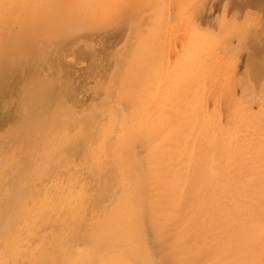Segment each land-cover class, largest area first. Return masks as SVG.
I'll return each mask as SVG.
<instances>
[{"label":"rangeland","instance_id":"374dc122","mask_svg":"<svg viewBox=\"0 0 264 264\" xmlns=\"http://www.w3.org/2000/svg\"><path fill=\"white\" fill-rule=\"evenodd\" d=\"M14 1H19V2L21 1L22 2V0H1L0 1V4H1L0 7L3 8L4 10H8V11L10 10V12L13 11L12 10L13 7L15 9H20V11H23L24 14H27V16L24 17L25 21L33 18V15L31 13L32 7H30V5L27 7H25V6L23 7L21 2H20V4H19V2L17 4ZM49 1L50 0H47L45 3H50L53 0H51L50 2ZM63 1H66V0H63ZM67 1L69 3L67 4L64 2V5L67 4L64 8H66V10L72 9L71 10L72 13L67 10L66 12H67L68 16L67 15H65V16L68 18L67 20H70L71 24L76 25V26L85 24L88 26L91 23V21H89V23L87 22L88 24L86 23V21L89 19V20H93V22L96 21L95 24L94 23L91 24V27L96 28V26H97L98 28H96V29L98 31L108 32V31H110L111 28L120 27L121 26L120 24H123V22H124V24L129 22L131 20V18L135 15V12L138 9H140L141 5L146 0L144 2H142L143 0L142 1L139 0L138 4H136L137 0H135L136 3H135V1L133 2V0H132V2L130 0H127V1L118 0L120 4H122L121 1L123 2V4H122L123 6H121L120 4L117 5V6H119L118 9H117V7H115V3H118V1L114 2V0L111 2L110 1L107 2L108 0L107 1L105 0L106 3L104 2V0H98V1H96V0H86V1L84 0L83 1L82 0V2L80 0L79 4H81L80 6H82L81 7L82 10L79 8L80 7L79 4H77L79 7L76 5L74 6L75 3L73 4V6L77 10L79 9V11L76 10L78 12V13L77 12L76 13L79 16H76V13L73 12V11H75V8L74 9L71 8V7H73L70 4L71 0L70 1L67 0ZM73 1L76 2V0H72L71 3ZM78 1L79 0H77V2ZM87 1L90 3L92 1V4H94L93 3L94 1L98 2V3L94 4L93 5L94 7L92 6L94 8L93 9V8L89 7V5L91 6L92 4H90V3L88 4ZM99 1H103V3L99 2ZM173 1L175 4L173 3ZM36 2H37V4H42L43 6L46 5L43 3L44 0H37ZM83 2H84V4H82ZM127 2H129V3L127 4ZM13 3H14V5H13ZM124 3L128 7L125 6ZM167 4H168V6H167ZM68 5H70V6H68ZM85 5H88V6H85ZM134 5L136 7H139V8H136ZM169 6H170V8H169ZM45 7L48 9L47 11L45 10ZM45 7H44V9H42L40 7V11H39L40 15L34 16V18H33L34 20L31 19V21H34L35 23L40 24V22L46 20L49 16L48 12H50L49 11L50 9L47 6H45ZM85 7H86V9H85ZM87 7H89L88 9H90V11L89 10L87 11ZM122 7L125 10V11L123 10L124 13H122V11H121L123 9ZM120 8H122V9H120ZM41 9L45 10L47 13L44 15V12L42 11L43 12L42 13ZM119 9H120V11H118ZM80 11L81 12L84 11V12L81 13ZM120 12H121V14H120ZM39 13H37V14H39ZM73 13L75 16L72 15ZM84 13H85L86 17L90 14L89 15L90 17L88 16L87 17L88 19L87 18L85 19ZM112 13H116L114 15H117V13H118V17L120 20L117 18V16H116V18L119 20V24L117 23L119 26H116L117 24H116V22H114L116 18L114 19V21L112 20L113 24L114 25L116 24L115 26L113 24H111L112 22L109 23L108 21H106L108 16ZM163 13L166 15H164ZM80 14H82V15L80 16ZM122 14H124V17L120 16ZM156 14H157L158 19H157V22L154 26V29L156 30L157 38L145 40L144 42H142L140 44V46H136L134 43V40H131V38H128L127 40L129 42V45H127L123 48V49H126L124 51V53H121L122 49H120L121 47H118V45H117L116 49H114L115 48L114 47L113 49H105V50H103L102 48L97 46L95 48V52L93 53L94 58H95V62L97 64H93L94 67H92V64H91V67H89V62L88 61L86 62V66H88V67H85L86 70L93 68L94 71L99 70L100 74L102 75V73L104 71L108 70V65H103V63L101 62L102 61L101 58L105 57L106 55L112 54L114 56V59H115V70L113 71V73H111V77L109 80L101 79V81H98L97 91L101 90V97L96 98V100L92 104V106L88 110H86L83 113V115L79 116V120L82 121V123H80V125L78 127H75L69 131V134H70L72 141L76 142L77 148L79 147L80 149L78 148V149H75L74 151H70L68 153H67V151H65L67 153L66 155L61 154V153H65L64 151H62L63 150L62 148H60V149L57 148L56 150L54 148H52L49 150L50 154H55L56 157L61 156L60 161H65L66 163H67V161H69V164H70V166L68 168L69 174L66 175L69 178L65 179L64 182L63 181L57 182V184L53 185V187H52V193L57 192L59 190L57 188L60 186H63V185L65 188V191L62 190L59 193H57L56 198H52V200L49 202L47 200H45L43 203L44 205H42V207H39V206L31 207L30 206L27 208H23L22 211L19 209L17 214L13 213L15 210H11V209L7 210L6 213H8V211L11 210L9 214L12 217L17 218L16 216L19 215L18 217H20V218L16 219V221L18 220L17 224H15V226L11 230L8 229V230L0 233V264H25L27 261H30L31 259H33V254H35L37 252H41L39 254V257L43 263H40V264H65V262H64L65 257H67L69 251H74L75 249H80V250L84 249L85 251H88V250L92 249L94 246L91 245V243H92L91 239L94 240L93 243H96L99 241H104L107 243H111V242L114 243L113 241L118 240L119 236H121V234H120L121 232L123 235L125 234L124 235V237H125L127 234L126 231H127V229H129V227L128 226H127L128 228L126 226L124 227V225H126L128 223V221H130L131 218L133 217V216H130V215H132V214H130L131 210L134 211V217L133 218L136 220H133V218H132V220L135 222L133 223V221L131 220L129 222L130 227L133 226V224L136 225L137 220H139V216H140V221H141V219H142L141 216L143 217V215L145 213H143L141 215H139V214L141 212H145L147 210V209L142 210V208H146V206H148V210H147V214H145L143 217V219L145 218V220L142 219V222H144L143 224L146 226V227H144V229H147L149 227L147 229L148 231L144 230L143 226L142 227L140 226L143 230L140 232L141 233V235H140L139 231L136 230L137 236L139 233V237L145 236L146 239H145V237L144 238L140 237V238H136V239H138L142 242L145 239L144 245L147 244L146 247H148V245H149V247H151L150 250H151L152 254L150 251H149L150 255L148 256V254H147L149 247H148L147 251L144 250V252H143V249H144L143 243L144 242L139 247L137 245L138 241L136 239L135 240L132 239V241H134L133 243L131 242V239H130V241L128 243H131V249L126 250L127 252L128 251L129 252H128V254L125 255L126 257H124L128 260V263L132 261L129 264H133L134 262H137L136 264H139L141 261L142 262L140 264H143V260H142L143 258H141L140 259L141 261H139L138 256L140 254H141L140 257H142V256L143 257L144 256L149 257L146 260L144 258V262L149 260L151 262L155 261V264L156 263L173 264V261H175L176 258L179 259V253L176 254V252H174V250H173V249H175L174 247H176V250H179V248L181 249L182 254L180 253V258H183V259L185 258V259H188L189 261H190V259L188 258V256L190 258L192 257V255H193V258L195 255H196V257L206 256L208 254V251H209L206 249L207 242H209L208 240L211 239L210 237H213L212 235H214V233L217 234L220 230H222L220 232L224 231L225 228L223 227V225L221 226V224L223 222L225 223L227 221L225 223L227 225L229 217H230V219H232V218L236 219V221L239 219L241 220L240 222H238V226L235 224L236 226L234 225L233 228L234 227L237 228L236 230H238V232H241L242 234H243L242 231H244V230H246V233H248L249 229H250V225H251V228H253V227H255L253 225H255L257 223L262 225L261 228L260 227L259 228L262 229V232L264 231V0H170V1L160 0V3L156 9ZM168 14L171 15L169 19L167 18V17H169ZM161 15L163 17L165 16L164 20L167 19L166 24H165V21L162 19L163 17ZM50 16H51V14H50ZM71 16H73V17H71ZM113 16L110 15L109 17L112 18ZM80 17L84 18L86 21H84V20L82 21V19ZM95 18H97V20L99 19V21L95 20ZM110 18H108V19H110ZM74 19H75V24H74ZM101 19L102 20L104 19V21L108 22V24H110V26H112V27H110L109 25H107L108 26L107 27L105 25L107 23L101 21ZM37 20H38V22H37ZM79 20H80V23L78 22ZM76 21L78 23H76ZM125 21H127V22H125ZM195 23H197V24H195ZM102 24H104V25L102 26ZM158 25H159V27H158ZM163 25L165 26V28ZM3 27L5 28L6 26H4V25L0 26V28H3ZM109 27H110V29H109ZM142 27H132V30H134L135 33H137V34H144V31H146V29L150 28L149 26H147V28H146V26L144 27V25ZM101 28H104V29L102 30ZM169 28L171 29L170 32H168ZM39 30H40V28L38 27V30L36 29V31H39ZM165 30H167V31L165 32ZM122 34L124 36L126 35V33H122ZM166 34H168L169 36ZM121 35H120V37H121ZM162 37H164V39H162ZM166 37H168L170 40ZM49 39L51 40V37H49L48 39L45 38L44 40L50 41ZM166 39H168L169 42ZM177 40H178L177 45L174 46L175 48L174 47L173 48L174 49L178 48V49L174 50L172 48V50L170 51L168 48L169 44L173 43V41L175 43V41H177ZM167 42H168V44H167ZM164 46H168V47L165 48ZM156 47H157V49H156ZM167 48H168V54L170 56L171 64L174 62L175 63H174V65H172V67L169 71H167L166 73L157 77V79L154 78V80L156 79L154 82H152L153 81L152 79H148L147 78L148 76L146 77V73L150 70V68H152V65L146 69L141 70V72L138 73L137 70L141 67V64L143 63L142 60H138L134 69L129 73L130 80L132 77H134L135 80H137V83H135L136 81H133L134 78H132L133 80H131V82L129 84H127V82L122 78V75L120 74L119 69L121 68L123 59L127 55L137 53L138 55L142 54V55H146V56L150 57L153 54L160 51L159 56L165 55V57L166 56L168 57V54H166ZM64 50L65 49L63 48V49H60L59 51H54V52L45 51V53H43V54L34 55V57H39V58L40 57H49V59L54 60V62L58 63L60 61V59L63 58ZM87 54H89V53H87ZM31 57L32 56H26L24 58V60L27 61V59H31ZM88 58L90 59V56H88ZM32 59H34V58H32ZM69 69H70V72L72 71L71 73H76V71L74 69H72L71 67ZM131 74H133V76ZM143 74H144V76H143ZM177 74H179V75L177 76ZM140 76H142V77H140ZM90 77H92V76H90L89 74L87 75V73H86L85 80L82 81V79H81L82 82L80 81V83H79L81 85V87L85 84L86 85L88 84L89 86H93L91 84V82L89 81ZM139 77L141 79H143V77L148 79V82H149V84H151L152 87L150 85H148L149 87H147V84H145L144 86L146 87V89L149 88L146 91L150 90L149 91L150 93L149 92L146 93L145 87L143 86L144 82L147 80L145 78L143 80H140L141 82L143 81V83L140 85L139 84L140 82H138L139 81L138 79H140ZM167 77L170 79H168ZM192 77L199 79L201 81V82L199 81L200 84L196 85L195 83L193 84L191 81H188L189 78H191V80H192L193 79ZM165 79H167L168 82ZM186 79H188V80H186ZM185 80H186V82H185ZM161 81H162V83H161ZM159 82L161 85L159 84ZM134 83H135V86L133 85ZM176 84L179 86H177ZM139 85L141 86L140 90H139V87H140ZM133 86H134V88H132ZM170 86H173L174 88H170ZM182 86H183V88H182ZM93 87H95V86H93ZM136 87L138 88V90L140 92L145 94L144 95L141 93L142 98L140 97L141 94L139 91H138L139 92V94H138ZM135 88H136V91L134 90ZM160 88H161V91L158 90ZM163 88H164V90L162 91ZM178 89L181 92V94L178 91ZM141 90H143V91H141ZM169 90L171 92H169ZM176 90H177V92H176ZM3 91H4V88H3ZM157 92L159 94L162 92V95H159ZM136 93H137V95H136ZM167 93H170V96L172 98L170 97V99H169V96L167 98L166 96L169 95ZM171 93H172V95H171ZM156 94H157V96H156ZM164 94L166 95L165 98H164ZM143 95L144 96L150 95L148 98L149 100L146 98L147 96L144 97ZM155 96H156V98H154ZM200 96H201V100L199 98ZM2 98H4V95ZM144 98H145V101L142 103V100H144ZM68 99H70V98H68ZM71 99H73V98H71ZM130 99H131V102L129 101ZM214 99H217V101H218V103L216 104L215 107L213 105ZM119 100H121V101H119ZM154 101L156 102L157 106L154 105L155 104ZM172 101L174 104L172 103ZM168 103L171 105H169ZM198 103H200V104L196 107V110H195L196 113L194 114L195 111L191 112V107L194 104H198ZM132 104L135 106H132ZM137 104H139V105H137ZM167 105H169V107ZM173 105H176V108H178L179 110H177L176 108L173 110V107H174ZM153 106H156V107H153ZM200 106H201V109H200ZM151 107H153V108L151 109ZM109 108H111V109H109ZM167 108H168L169 112H168V110H166ZM202 108L204 110H202ZM214 108H216V110ZM135 109H138V110H135ZM140 109H141L142 114H141V112H139ZM144 109L145 110L147 109V110L145 111ZM198 109H200V110H198ZM109 110H111V111H109ZM148 110H149V112H148ZM150 110H152L156 114L163 113V114H161L162 116H158L160 118L156 119L157 121L156 120L152 121V124H154L153 122H156L154 124V126H157L156 124H160V122H162L160 125L163 126V122H164L165 118H167L166 120L168 121V119L171 117V115L180 117V116L184 115L185 112H187L186 113L187 116H192L193 114L196 115V119L194 121L195 126L191 129V132L189 134H187L186 136L191 138V139L194 138L196 144H198V145L201 144L200 143L201 141L202 142L208 141V142H210L208 144L209 148L213 147L212 151H211V149L209 151V153L212 152L210 155H212L213 158H211L212 156H209V154H208V157L205 156L204 159H202V161L200 160V164H199V160H197L198 161L197 166H199V167L196 168V172L198 174L197 175L195 174L193 177L196 180H195V182H193L194 179H192V181H189V182H192L193 185L195 186L194 195L196 192V195H195L196 199L193 201L192 200L193 195H192L191 202H190V199L185 198L184 201L182 199L181 200L182 203L181 202L180 203H181V205H183L182 206L183 208H191L193 206L192 203L196 202V205L199 204L197 206L198 209L201 208L200 206H202V204L207 203L211 207L207 217L210 216L209 217V218H211L210 222H212V223L214 222V223L212 226H210L212 224V223H210L208 228L206 227L205 229H203L204 231H207L206 235H203V236L200 235L201 237L199 236V237L194 238L190 241H187V244H179V243H181V242H179L178 243L179 247L176 246L175 243H173L174 241L171 239L172 238L171 236L168 237V235H166V236L164 235V231H165L164 225H165V223L166 224L168 223V218H170V216H172V214L171 215L169 214V212H170L169 207L170 206L164 203L165 194L160 193V192H164L163 191L164 187L166 188L168 186V188H169V186H172L173 182H169V181L170 180L173 181L172 179L175 178L172 176L168 177V175H169L168 171L169 170H167L168 169L167 167H169V169H171V168L174 169V171L176 170V171L180 172L181 167L179 168V166L182 164L181 162L184 160V158L187 162V160H189V158L186 155H183V156H177L176 155L175 148H176L177 144L174 146L173 143L167 142L165 146H160L161 148L156 149L159 147L158 145L155 147L151 146V148H150V147H147L148 145H146V146L143 145L146 143H141L140 141H138L139 138L141 137V134H139V133L141 132L140 129H142V128H143L142 133L144 132V134H145V135L144 134L142 135V136H144V138L148 134H150V135H148L149 137L147 136L148 137V138H146L147 140L149 138L151 139V138L156 137L155 135L160 134L158 132H159V128L161 131L162 126L158 125V129H157L158 132L156 130L154 131L153 126H152L153 129L152 128L150 129V127L148 126V124L150 125L151 120L149 121V119H147L148 120L147 121L146 118H149V116L147 117L145 114L151 115L150 112H152V111H150ZM170 110L173 112H171ZM108 111L112 114H110ZM133 111H135L134 115H132ZM144 112H147V113H144ZM153 112H152V116H150V119L153 118ZM205 112L207 113V116H206ZM136 113H139V114H136ZM108 114H110L111 116H109ZM156 114H154L155 115L154 117L158 118V117H156ZM135 115H139L137 117L141 116L140 120H141V122H142V119L144 120L143 124H141L140 120L137 122V124L133 123L134 120H135L134 122H136V117H134ZM142 115H145V116H142ZM166 115H168L169 118ZM131 116L134 117L133 118L134 120L131 118ZM108 117H110V118H108ZM161 117H165V118H162L163 121H161L162 120ZM202 117H205V118H202ZM155 118H153V119H155ZM170 120L173 121L172 119H170ZM131 121L133 124H136V126L138 125L137 126L138 128H136L135 125H132ZM201 122H202V126H201ZM146 123H147V125H146ZM165 124H166V121H165L164 125ZM12 125L13 124H8L9 127H12ZM197 125H198V127H197ZM144 127L145 128L147 127L148 131L144 130ZM155 129H156V127H155ZM146 132H147V135H146ZM155 132H157V134ZM137 133L139 136H137ZM169 133H172V131L169 130ZM11 134H12V132H11ZM18 134H20V133L18 132ZM136 136L139 138L137 139ZM134 138H136V139L134 140ZM79 142L82 144H79ZM135 142H136V144H135ZM138 142H140V143H138ZM168 144H169V146H173L174 149H172V147L170 148L169 146H167ZM203 144H201L200 146H202ZM42 146L43 145H41V144L38 146L37 156L40 154L39 148H41ZM119 146H120V148H119ZM203 146L208 148L206 145H203ZM191 147L193 148V146H191ZM85 148H89L87 155L85 154L84 159H81V160L78 159V157H80V155L84 152ZM131 148H133V149L135 148L134 150H136V151L134 152V150ZM162 148L165 150V152ZM81 149H84V150L80 151ZM152 149H156L159 153L156 152V150H152ZM161 149L163 150L164 153L162 151H159ZM168 149L170 150L171 153L169 151H167ZM145 150H146V152H145ZM214 150H215V152H214ZM54 152H56V153H54ZM160 152L163 153V155ZM8 153L6 154V156L8 155L9 158H10V156H12L14 154L13 151H10V153H9L10 155ZM132 153L133 154L137 153V155H134V156H136V158H138V160H140V158L141 159L144 158L143 161L145 160V158H148L147 161L150 160V162H148V163L146 160L144 161V164L142 163V165L140 167L141 169H143L141 174H140L139 167H137L138 165L136 166V164H138V162H136L135 166L133 165L134 161L132 162V160H135V158L132 156ZM155 153H157V156ZM218 153L220 154L219 156H218ZM46 154H48V151L46 152ZM59 154H61V155H59ZM68 154L70 155V158L67 156ZM152 154H154V155L152 156ZM158 154H160V155H158ZM149 156H150V158H149ZM151 157H152V161L154 160L155 163L151 161ZM159 157L161 160L159 159ZM166 157L168 158V160L170 159V163H173V165L175 167L173 165L172 166L174 168L171 166V164L169 163L168 160H167L168 163H167V161L165 162ZM171 158H174V159H171ZM179 158H180V160H179ZM206 158L208 160H206ZM156 160H158V161H156ZM162 160H164V162ZM171 160H173V161L171 162ZM175 161L177 163L178 162L181 163V164H179V163L177 164V169L179 168L180 170L175 169L176 168V162ZM127 162H128V164H127ZM145 162L148 164V166H147V164H145ZM13 163H14V160H12L11 162H9V161L4 162V160H3V162H2L0 159V176L4 175L5 172H7L8 170H11ZM130 163H131V165H130ZM151 163L154 166L151 165ZM163 163H165V164H163ZM140 164H141V162H140ZM167 164H169L171 166V168ZM149 165L153 166V168L156 167V169L154 168L155 172L161 171V169H162L160 174L161 173L163 174V172L164 173L167 172L165 174L167 176L159 175V172L154 173V175L151 176L150 173L152 174L154 172V169H153V171H151L152 167H149ZM158 165H160V167H159L160 169L158 168ZM165 165H166V167H165ZM142 166H144V167L142 168ZM135 167L137 168L136 170H135ZM215 167H221L220 169L223 170V172L219 168H217V171L220 170L221 171L220 173L222 174V176H220L219 173H217V171L213 172V173H209V172H212L215 169ZM128 168L133 170V171L129 170L131 173L134 172V173H137L138 176L141 175V178L147 177V182H150V183H146V185L148 184L147 186H148V189H150V192H149V190L146 189V185L141 184L143 182H140V184H141L140 186H143V188L139 186V183H137V181L139 179L138 176L136 177V179L132 180V178L135 176V174L133 175V177L131 176V178L130 177L126 178L130 174V173L129 174L127 173ZM34 169L35 168L29 169V171L26 173V176H29L32 173H34V171H35ZM36 169L40 170V168H36ZM126 170H127V172H126ZM171 170L169 172H172ZM200 170H202V171H200ZM206 172H208V173H206ZM199 173L201 176L199 175ZM205 173H206V175H209V177L205 176ZM215 173H216V175L218 174L217 178H216ZM126 174H128V175H126ZM155 174H158L159 176H157V175L155 176ZM210 174L212 175V178L210 177L211 176ZM149 175L151 176V178H148V177H150ZM4 178H0V180H1L0 186L2 185L1 186L2 188L0 187L1 188L0 189V196L2 195V198L0 197L1 203H3L4 200L9 199L12 195V194L9 195L8 191L6 193L4 192L5 194L3 193V191H1L5 188V185H7L6 187H9V186H11L10 184H12V183L8 182V180H9L8 178H6V177H4ZM155 178H157V181L159 180L160 182L158 181V183H157L155 181ZM166 178L167 179L170 178V179L168 181H166ZM214 178H215V180L218 179L215 181V187H216L215 189L217 190V188L219 186L220 190L218 189L217 191H214V188H210V187H213V185H214V181H213ZM163 179L165 180V182L163 181ZM142 180L143 179H141V181ZM206 180H207V184H206ZM211 180H212V182L209 183L208 181H211ZM106 181H108V182H106ZM162 181H163L164 187H163V185H161ZM197 181H198V184H197ZM216 182H217L218 186L216 185ZM3 183H4V185H3ZM123 183H124V185L122 186ZM136 183L138 185H137V187L134 188V185L136 186ZM144 183H145V181H144ZM174 183L177 185V180H175ZM155 184L158 185L159 187L156 188V186H154ZM189 184H191V183H189ZM189 184H187V185H189ZM131 185L133 187H130ZM185 186L186 185H184V188H185ZM191 186H192V184H191ZM126 187L128 188V190L131 193L129 191H127V192L125 191ZM138 187H139L138 190H140V191H141V189L143 190V192L141 191V193H144V191H145L144 189H146L147 193L145 192V196H147V197H149V199H151V201L149 200L150 202H148L149 204H145V207L141 206V210H142V211L140 210L141 212L139 211L140 206L136 207L137 205L135 204V201H134L135 199L136 200L139 199L137 202H139L140 205L142 202H143V204L145 203V201L140 199L141 197L137 198L138 195L136 196V194H138V192H139L136 189ZM208 187H209V189H208ZM225 187L227 190H225ZM248 187H249V190L246 189ZM80 188H82V189H80ZM131 188H132V190H131ZM190 188L193 189L192 187H190ZM222 188H224L223 190H225L226 195L223 194L224 191H221ZM206 189L213 191L212 196H213V193H215V192H217L219 195L221 193L222 194L220 196L218 195V197H216L217 194H215L213 197H216L217 198L216 199V198H213L210 194L207 195V193L205 191ZM5 190H6V188H5ZM8 190L10 191L11 187ZM133 190H134V192L132 194ZM234 190H235V192L233 193ZM128 192H129L130 196H128V194H127ZM157 192L162 194V196H160ZM6 194H8V195H6ZM68 194H70V196H73L72 197L73 200L72 199L70 200V198H68V196H69ZM119 194H120V196H118ZM125 194H127V195H125ZM149 194H151V198H150ZM155 194L158 198H163L164 200L158 199L155 196ZM123 196H125V199L123 198ZM134 196H136V197H134ZM209 196H211V197L209 198ZM143 197H144V194H143ZM231 197H232V199H231ZM120 198H121V202L124 200V202H122V203H124V205H125V206H123V210H125V212L121 209L122 203H120V200H118ZM128 198L130 201L128 200ZM133 198H134V200H133ZM144 198H146V197H144ZM211 199H213V200H211ZM22 200L24 201V204H25L28 200H31V197H30V195H26L24 198H22ZM125 200L126 201L128 200L129 203L131 202V200H133L134 203L133 202H131V203H132V205L135 204L134 207H132L130 205L131 203L128 204L127 203L128 201L125 203ZM140 200H142V201H140ZM155 200H157V201H155ZM55 201L57 202L56 204L54 203ZM70 201H71V203H70ZM75 201H76V203H75ZM114 202H117L118 205ZM224 202H226V203H224ZM1 203H0V206H1ZM151 203H153V204L151 205ZM160 203H161V205H159ZM157 204H158V206H155ZM185 204L188 207H186ZM223 204H225V205L223 206ZM227 204H229V206ZM181 205L179 207H181ZM220 205H221L222 209H221V207H220V209L218 208V206H220ZM234 205H236V206L234 207ZM51 206L52 207L54 206V208L55 207L56 208L52 209ZM108 206H109V208H108ZM115 206L117 208H115ZM129 206H131L132 209ZM151 206H154V207H151ZM166 206H169V207H166ZM127 207L129 209H131V210H129L130 212L128 211ZM241 207H243V208H241ZM107 208L108 209L111 208V210H106ZM137 208H139V209H137ZM44 209H48V212H43ZM73 209H74V211H73ZM115 209H116L117 213L115 212ZM118 209H119V211H118ZM120 209L123 211L124 214H126V216L128 214H130L127 216V219H129V220H126L127 223H125L126 221L123 222L125 224L124 225L122 224L123 227H121L122 229L126 230L125 232L121 228H119V229L116 228L117 226H119V224L117 225V223H119V221H124V220H121L122 218L124 219V217H122L121 215L120 216L118 215L121 213ZM137 210L139 211V213ZM150 210H152V211H150ZM159 210H161V211L163 210L162 213ZM237 210H238V212H237ZM231 211L232 212L235 211V214H234V212L232 213ZM250 211H251V213L253 212L252 214H254V215H252L250 213ZM112 212H114L111 216L112 219L115 218L118 221H114L115 219L114 220L111 219L110 214ZM126 212L127 213L129 212V213L127 214ZM123 213H122V215H124ZM131 213H133V212H131ZM245 213L247 215H248V213H250V215L252 217L250 215L247 216ZM255 213H256V215H255ZM168 214H169V216H168ZM200 214L201 213H199L198 216ZM237 215H240V217H238L239 219L236 218ZM242 215H244L245 218H243ZM135 216H137L138 219ZM246 216L248 218H246ZM55 217H56V219H55ZM70 217H71V220H73L75 222V224H76L75 227H71L72 229L71 228H69V229L62 228L60 223L62 221L70 219ZM80 217H82V218L80 219ZM160 217H162V218H160ZM60 218L62 219V221L60 220ZM212 218L214 221H212ZM241 218H243V219H241ZM250 218L253 220H251V222L248 223V221H250L249 220ZM94 219H96V220H94ZM255 219H256V221H255ZM174 220H176V218H174ZM28 221H30V222H28ZM112 221L115 223L117 222V223L114 224V223H112ZM131 222L133 223L132 225H131ZM145 222L147 223V225ZM154 222H161L162 227L159 229V228H157L156 225L153 226L155 224ZM243 222H245V223L243 224ZM27 223H28V225H27ZM53 223L54 224L58 223L57 228H56V225L53 226ZM129 223H128V225H129ZM241 223L243 224V226L241 225ZM120 225H121V222H120ZM46 226H47V228H46ZM42 227L44 229H46V231H47L46 232L47 234L45 235V237L47 238L46 242L43 241V242L39 243L37 241V244L32 245L30 243L31 237H33L36 234V232H40L39 230ZM48 227H49V229H48ZM85 227H86V230H84ZM99 227H100V229H99ZM135 227L134 228L131 227V228H133V230H135ZM244 227L245 228L247 227L248 229L247 228L245 229ZM117 229L119 231H117ZM120 230H121V232H120ZM133 230L132 229L128 230V231L132 232V233H130L131 236L133 235ZM250 230H252V229H250ZM23 231H25V232L23 233ZM136 231H134V234ZM145 231L147 232L148 236L146 235V233H145V235L143 234V232H145ZM235 231L233 230V232H235ZM201 232H203V231H201ZM44 233L45 232H43V234ZM117 233L119 236L117 235ZM210 233H212V234L210 235ZM241 233H239V234H241ZM244 233H245V231H244ZM101 234H102V236H101ZM104 234H105V236H104ZM207 234L210 236H207ZM235 234L236 235L238 234L237 231L235 232ZM116 235H117V237H116ZM155 236L157 239L155 238ZM84 237H86L85 238L86 240L84 239ZM99 237L101 238V240ZM132 237L135 238V236H132ZM95 238H98V239H95ZM103 238H106V239L103 240ZM141 238L143 240H141ZM110 239H113V240H110ZM87 240H90V241L88 242ZM122 240L123 239H120L118 242H120L122 244L123 241L124 242L126 241L125 239L123 241ZM128 240L129 239H127V241ZM147 240L150 244H148V242H146ZM170 240L173 242H171ZM127 241L125 242V246L128 245V244H126ZM135 241H137V242H135ZM136 245L140 249L143 247V249L140 250L138 247L136 248L135 247ZM199 246H201V247H199ZM182 247H184V248H182ZM210 247H213V245H210ZM165 248H167V249L169 248L168 251H165L166 250ZM169 251H172L174 254H170ZM136 252H138V253L142 252L143 254H146V255H143L142 253L138 254ZM122 253H124V252H122ZM133 253H135V255ZM43 255H46V257L43 258ZM131 255H132V257H131ZM133 256H136V257L133 258ZM80 261H83V259H81ZM121 262L123 263V260L122 261L119 260V262L117 264H119V263L122 264ZM81 263L82 262H80V264ZM145 263L148 264L147 262H145ZM123 264H125V263H123ZM149 264H151V263H149Z\"/></svg>","mask_w":264,"mask_h":264},{"label":"bare ground","instance_id":"6f19581e","mask_svg":"<svg viewBox=\"0 0 264 264\" xmlns=\"http://www.w3.org/2000/svg\"><path fill=\"white\" fill-rule=\"evenodd\" d=\"M36 1L37 0H22V2L21 1L20 2L22 3L23 7L24 6L27 7L29 5H30V7H32L31 8V10H32L31 13L33 15V18H34V16L40 15V13H39L40 7L42 9H44V7L47 6L50 9L49 10L50 12H48L49 13L48 14L49 15L48 18L46 20L40 22V24H37L34 21H31V19L34 20L33 18L28 19V20L25 21L24 20V17H26L27 14H24V12L23 11H20V9H15L13 7L12 8L13 11L10 12V10L9 11L8 10H4L3 8L0 7V26L1 25L6 26L5 28L4 27L3 28H0V159H1L2 162H3V160H4V162H7V161L11 162L12 160H14V163H13V165L11 167V170H8L7 172H5L4 175L0 176V178H4V177L8 178L9 179L8 182L12 183V184H10L11 186H9V187H6L7 185H5L6 190H5V188L3 190H1V191H3V193L4 192L6 193L8 191L9 195L10 194H12V195H11V197L9 199L4 200L3 203L0 202L1 203V206H0V233L6 231L8 229L11 230L15 226V224H17V221L18 220L16 221V219L17 218H20V217H18L19 215L16 216L17 218L12 217L9 214L11 210H15L13 213L14 214H17L18 211H19V209L22 211L23 208H27V207H30V206L31 207H35V206L42 207V205H44L43 203H44L45 200H47L49 202V201L52 200V198H56V194L57 193H59L62 190L65 191V188H64V185H63V186H60V187L57 188V189H59L57 192L52 193V187H53V185L57 184V182H60V181H63L64 182L65 179L69 178L68 176H66V175L69 174L68 173L69 172L68 171V168L70 166L69 161H67V163L65 161H60L61 156H57L56 157L55 154H50L49 153V150L52 149V148H54L55 150L57 148L58 149L62 148L63 149L62 151H64V152L67 151V153H68L70 151H74L75 149H78L79 148V147L77 148L76 142H73L72 141V139L70 137V134H69V131L71 129L75 128V127H78L80 125V123H82V121L79 120V116L83 115V113L92 106V104L95 102L96 98H100L101 97V90L100 91H97L98 81H101V79H103V80H109L110 77H111V73H113V71L115 70V59H114V56L112 54L111 55H106L105 57H102L101 58V60H102L101 62L103 63V65H108V70L104 71L102 73V75L100 74V71L99 70H95L94 71L93 68H91L89 70L88 69L86 70L85 67H88V66H86V62L87 61L89 62V67H91V64H92V67H94L93 64H97L95 62V58H94V55H93V53L95 52V48L97 46H99L103 50H105V49H113L114 47H115L114 49H116V47L118 45V47H121L120 49H122L121 50V53H124V51L126 49H123V48L125 46L129 45V42L127 40L128 38H131V40H134V43H135L136 46H140V44L142 42H144L145 40L157 38V33H156V30L154 29V26H155V24L157 22V19H158L157 14H156V9H157V6L160 3V0H146V1L145 0H143V1L141 0L142 2H144V1L145 2L143 4L141 3L142 5H141L140 9H138V10L136 8H139V7H136L135 5L138 4L139 0H137V3H136L135 0H133V2L135 1V3H136L134 6L136 7L135 9L137 10L135 12V15L131 18V20L129 19L130 20L129 22H127L128 20L125 21V22H127L126 24H124V22H123L124 25L123 24H120L121 26L118 27V28H111L110 29V27H112V26H110V24H108V22L109 23L112 22L111 24H113V21L116 18V16L119 19L118 13H117V15H114L116 13H112L114 16L112 14H110L113 17L110 18L109 17L110 15H109L108 18H110V19L107 18V20H106L108 22L104 21V19L103 20L101 19V21L107 23V24L104 23L106 26L107 25L110 26L109 27L110 31H108V32L98 31L96 29V28H98L96 26L97 24L95 25L96 28L91 27V24H93V23L95 24L96 23L95 20H97V18H95V20H94L95 22H93V20H89L87 17L90 14L86 17L85 16V13H84L85 19L86 18L88 19L87 21L84 18H81L80 17L82 19V21L84 20V21H86V23L87 22L89 23V21H91V23L89 24L90 26L89 25L87 26L84 23H83L84 25H79V26H76V25L71 24L70 23V20H67L68 18L65 16V15H67V12L66 11L68 9L66 10V8H64V7L69 3L67 0L66 1H63V0H56L55 1V0H53L54 2L53 1L50 2L51 1L50 0L49 1L50 3H45L47 0H44L43 3L46 4L45 6H43L42 4H37ZM71 1H70L71 6H73L74 3H75L74 6L75 5L78 6L77 4H79V2H80V0L78 2H77V0H76V2L73 1L72 3H71ZM96 1H98V0H96ZM106 1L104 0L105 3H106ZM109 1L111 2L113 0H108L107 2H109ZM115 1H118V0H114V2ZM122 1H121V3L123 4ZM125 1H127V0H125ZM130 1L132 2V0H130ZM168 1H170V0H168ZM14 2L18 4L19 1H14ZM20 2H19V4H20ZM64 2L67 3V4L64 5ZM81 2H82V0H81ZM99 2H102L103 3V1H99ZM89 3L90 2H88V4ZM93 3L96 4L98 2H95L94 1ZM128 3L129 2H127V4ZM173 3H174V1H173ZM82 4H84V2ZM90 4H92V1H91ZM94 4H92L91 6L89 5V7L90 8H93L94 7L93 6ZM118 4H120L119 1H118V3H115V7H117V9L119 8V6H117ZM122 4H120V5L123 6ZM13 5H14V3H13ZM80 5L81 4H79V6ZM124 5L127 6L125 3H124ZM0 6H1V4H0ZM68 6H70V5H68ZM74 6L71 7V8L74 9L75 8ZM85 6H88V5H85ZM167 6H168V4H167ZM81 7L82 6H80L79 8L82 10ZM89 7H87V11L88 10L90 11V9H88ZM122 8H120V9H122ZM169 8H170V6H169ZM42 9H41V12L43 11L44 12V15H45L47 13L46 11L48 9L46 7H45V10L46 11L45 10H42ZM85 9H86V7H85ZM120 9L118 11H120ZM71 10L69 9L68 11L71 12ZM76 10L77 9L75 8V11H73V12L76 13L77 11H79V9L77 11ZM123 10H124V8L121 10L122 13H124ZM82 12H84V11H82ZM37 13H39V14H37ZM77 13H76V16H79ZM50 14H51V16H50ZM120 14H121V12H120ZM72 15L75 16L74 13ZM81 15L82 14H80V16ZM164 15H166V14H164ZM73 16H71V17H73ZM120 16H123L124 17V14H122ZM170 16L171 15H169V17H167V18L169 19ZM117 18L115 19L114 22H116V24L117 23L119 24V20L120 19L118 20ZM164 18H165V16L162 19L164 20ZM97 21H99V19ZM164 21H165V24H166L167 19L164 20ZM37 22H38V20H37ZM78 22L80 23V20ZM78 22L76 21V23H78ZM74 24H75V19H74ZM104 24H102V26ZM118 24L116 26H119ZM195 24H197V23H195ZM143 25H144V27L146 26V28H147V26L150 27V28L146 29V31H144V34H137V33H135L134 30H132V27H142ZM38 27L40 28V30L39 31H36V29L38 30ZM158 27H159V25H158ZM164 28H165V26H164ZM101 29L103 30L104 28H101ZM167 30H165V32ZM170 30L171 29L169 28V31L168 32H170ZM122 33H126V35L124 36ZM120 35H121V37H120ZM166 35H168V34H166ZM49 37H51V40L49 39L50 41L44 40L45 38L48 39ZM166 38H168V37H166ZM162 39H164V37H162ZM168 39H166V40H168ZM169 40H168V42H169ZM168 42H167V44H168ZM177 42H178V40L175 41V43L173 41V43H170L169 44V47L168 46H164V47L165 48L168 47L169 50L171 51L172 48L177 45ZM157 47H156V49H157ZM63 48L65 49L64 52H63V58H61L58 63L57 62H54V60L49 59V57H40V58L39 57H34V55H36V54H43V53H45V51L54 52V51H59L60 49H63ZM168 48L166 50L167 51L166 54H168ZM177 49H174V50H177ZM159 52L153 54L150 57L149 56H146V55H142V54L138 55L137 53H133V54L127 55L124 59L122 58L123 61H122V65H121V68L119 69V71H120V74L122 75V78L127 82V84H129L131 82V80H133L132 78H134V77H132L131 80H130L129 73L134 69V67H135L136 63L138 62V60H142V62H143L141 64V67L137 70L138 73H140L141 70L146 69V68H148L149 66L152 65V68H150V70L146 73V77L148 76L147 77L148 79H152L153 80L152 82H154L157 79V77H159L162 74H164L167 71H169L171 69L172 65H174L175 62L171 64V60H170L169 54H168V57L167 56L165 57V55L164 56H159L160 55ZM87 53H89V54H87ZM26 56H32V57H31V59H27V61H25L24 58ZM88 56H90V59L88 58ZM32 58H34V59H32ZM70 67L72 69H74L76 71V73H71L72 71L70 72V69H69ZM86 73H87V75L89 74L90 76H92V77H90V80L89 81L95 87L89 86L88 84L87 85L85 84V85H83L81 87V85L79 84L80 81H81V79H82V81L85 80ZM131 75L133 76V74H131ZM178 75L179 74H177V76ZM143 76H144V74H143ZM140 77H142V76H140ZM144 78L145 77H143V79ZM154 78H156V79L154 80ZM143 79H141V78L138 79L139 80L138 82H140L139 83L140 85L143 83V81L141 82L140 80H143ZM148 79H146L147 81L144 80L145 82H144L143 86L145 84H147V87H149L148 85L151 86V84H149V82H148ZM168 79H170V78H168ZM165 80H167V79H165ZM186 80H188V79H186ZM186 80H185V82H186ZM133 81H136L135 83H137V80H135V78H134ZM188 81H191L193 84L195 83L196 85L197 84H200L199 83L200 80L199 79H196V78H193L192 80H191V78H189ZM167 82H168V80H167ZM135 83L133 84L134 86H135ZM161 83H162V81H161ZM159 84H160V82H159ZM134 86L132 88H134ZM173 86H170V88H174ZM177 86H179V85H177ZM3 88H4V91H3ZM136 88L134 89L135 91H136ZM140 88H141V86L139 87V90H140ZM182 88H183V86H182ZM147 89H149V88H147ZM147 89L145 87V91ZM139 90L137 88V92ZM158 90L161 91V88L158 89ZM163 90H164V88L162 89V91ZM141 91H143V90H141ZM149 91L150 90L146 91V93H148ZM178 91H179V89H178ZM139 92H138V94H139ZM169 92H171V91L169 90ZM176 92H177V90H176ZM141 93L142 92H140V94ZM142 94H144V93H142ZM142 94L140 95V97L142 96ZM165 94H164V98L166 96ZM167 94H169V95H167L166 97L168 98V96H169V99H170V97H171L170 96V93H167ZM180 94H181V92H180ZM3 95H4V98H2ZM136 95H137V93H136ZM159 95H162V92ZM171 95H172V93H171ZM146 96H144V97H146ZM149 96H147L146 98L148 99ZM156 96H157V94H156ZM156 96L154 98H156ZM201 96L199 97L200 100H201ZM68 98H70V99H68ZM71 98H73V99H71ZM119 101H121V100H119ZM129 101L131 102V99ZM144 101H145V98H144V100H142V103ZM172 103H173V101H172ZM217 103H218L217 99H214L213 100L214 107L216 106ZM133 104H132V106H135ZM199 104L200 103L194 104L191 107V112L195 111L196 110V107ZM137 105H139V104H137ZM154 105H156V102H155ZM169 105H171V104H169ZM169 105H167V106L169 107ZM156 106H153V107H156ZM173 106L172 107H173V110H174L176 108V105H173ZM153 107H151V109ZM109 109H111V108H109ZM176 109L179 110L178 108H176ZM200 109H201V106H200ZM200 109H198V110H200ZM214 109L216 110V108H214ZM135 110H138V109H135ZM166 110H168V108ZM202 110H204V109L202 108ZM109 111H111V110H109ZM150 111H152V110H150ZM134 112L135 111H133V114L132 115H134ZM139 112H141V109H140ZM148 112H149V110H148ZM152 112H150L151 115L149 113H148L149 115L145 114L147 117L149 116V118H146V120L147 119H149V121L151 120V123H150V125L148 124V126L150 127V129L153 126L154 131L155 130L157 131L158 125H160L162 122H160V124H156L157 126H154V124L156 122H153L154 124H152V121L153 120H156V119H159L160 117H158V116H162L161 114H163V113H161V114L159 113L160 114L159 115V114H156V113L153 112V118H155L154 117L155 116L154 114H156V117H158V118H155V119L152 118V119H150V116H152ZM168 112H169V110H168ZM171 112H173V111H171ZM144 113H147V112H144ZM186 113L187 112H185L184 115H182L180 117L171 115V117L173 116L172 118L171 117L169 118V116L166 115L169 118L168 121L166 120L167 118H165L166 116L165 117H161V119L162 118H165V120L163 122V126L160 125V126H162L161 127V131H160V128H159V132L157 131L160 134L159 135H155L156 137H154V138H151V139L149 138L147 140L146 138H148L149 137L148 135H150V134L147 135V132H146V135L148 137L146 136L144 138V136H142L144 134V132L142 133V129L143 128L140 129L141 132L139 133V134H141V137L140 138L137 137V136H139L138 133H137V136H136L137 139L139 138L138 141H140L141 143H146V144H143V145H145V146L148 145L147 147H150V148H151V146L152 147H155V146L158 145L159 147L156 148V149H159V148H161L160 146H165L167 142L173 143L174 146L177 144V146L175 148L176 155L177 156L186 155L189 158V160H187V162H186V160L184 158V160L181 162L182 164L178 162L179 164H181L179 166V168L181 167L180 168L181 170L178 168L180 170V172H178L176 170H175L176 171L175 172L174 169L171 168V166L173 165V163H170V159L168 160V158L166 157L165 162L168 160L169 163L171 164V166L169 164H167V165L170 166V168L172 169V170L169 169V167H167L168 169L166 168L167 170H169V171L171 170L172 171V172H169L168 171V174H169L168 177H171L172 176V177H175L176 179L173 178L172 179L173 181H171V180L169 181V182H173L172 186H169V188H168L167 185H166L167 186L166 188L164 187V185H163V181L165 182L164 179L162 181V184L160 183L164 187L163 188V191L164 192H160V191L159 192L165 194V196H164L165 197L164 198L165 199L164 203L170 206V207L169 206H166V207H169L170 208L169 211L171 213L169 212V214L170 215L172 214V216H170V218H168V223L167 224L165 223V225H164V228H165L164 235L165 236L168 235V237L171 236L172 237L171 239L174 242L171 241V240L170 241L173 242V243H175L176 246H178V243L179 242H181L179 244H187V241H190V240H192L194 238H197L200 235L201 236L206 235L207 231H204L203 229H205L206 227L208 228L209 224L212 223V222H210L211 221V218H209L210 216L207 217V215L209 214L210 208H211L207 203H204V204H202V206H200L201 207L200 208L201 210L198 209L197 206L199 204L196 205V202L195 203H192L193 206L191 208H183L182 207L183 205H181V203H182L181 200L182 199L184 201L185 198H188V199H190V202H191L192 195H193V197H192L193 199L192 200L194 201L196 199V197H195L196 192H195V195H194L195 186L193 185L192 182H189V181H192V179H194L193 182H195V180H196L193 177H194L195 174L196 175L198 174L196 172V168L199 167V166H197V163H198L197 160H199V164H200V160L202 161V159H204L205 156L208 157V154H209V156H212V155H210L212 152L209 153V151H210V149H211V151L213 149V147L209 148L208 144L210 142H208V141H204V142L201 141L200 142L201 144L204 143L203 145H206L208 147V148H206L203 145L200 146L201 144L200 145L196 144L194 138L191 139V138H189V137L186 136L187 134H189L191 132V129L195 126L194 125V121L196 119V115H194V114L196 113V111L194 112V114L192 116H187ZM110 114H112V113H110ZM110 114H108V115L111 116ZM136 114H139V113H136ZM141 114H142V112H141ZM205 114L207 116V113L206 112H205ZM145 115H142V116H145ZM137 116H139V115H135L134 116V117H136V122H134L135 121L133 119L134 117L131 116V118L134 120L133 123H136L137 124V122L141 119V116L140 117H137ZM108 118H110V117H108ZM202 118H205V117H202ZM170 119H172L173 121H171ZM143 121H144L143 119H142V122L140 120L141 124H143ZM161 121H163V119ZM165 121H166V124L164 125ZM131 123H132V121H131ZM133 123H132V125H135L136 126V124H133ZM8 124H13V125H12V127H9ZM146 125H147V123H146ZM137 126H136V128H138ZM201 126H202V122H201ZM155 127H156V129H155ZM197 127H198V125H197ZM144 130L148 131L147 130V127L146 128L144 127ZM169 130H171L172 133H169ZM11 132H12V134H11ZM18 132L20 134H18ZM157 132H155V133L157 134ZM136 138H134V140ZM140 142H138V143H140ZM40 144L43 145V146L41 148H39L40 149V154L37 156V149H38V146ZM79 144H82V143L79 142ZM135 144H136V142H135ZM169 144L167 146H169ZM191 146H193V148ZM169 147L170 148L172 147V149H174L173 146H169ZM119 148H120V146H119ZM131 149H133V148H131ZM156 149H152V150H156ZM162 149L159 150V151H162L163 152L164 149L163 150ZM83 150L84 149H81L80 151H83ZM10 151H13L14 154L12 156H10V158H9V156L7 155L8 156L7 157L6 154L8 152L10 153ZM47 151H48V154H46ZM88 151H89V148H85L84 152L80 155V157H78V159H80V160L81 159H84L85 158V154L87 155V152ZM135 151L136 150H134V152ZM167 151L170 152L169 149ZM145 152H146V150H145ZM156 152H158V151L156 150ZM164 152H165V150H164ZM214 152H215V150H214ZM54 153H56V152H54ZM67 153L65 152V153H61V154L66 155ZM163 153H161V154L163 155ZM61 154H59V155H61ZM155 154L157 156V153H155ZM134 155H137V153L136 154H133L132 153V156L135 158V160H132V162L134 161V164L133 165L135 166L136 162H138V164H136V166L138 165L137 167H139L140 174H141V172H142L143 169H141L140 167H141L142 163L144 164V161L145 160L147 161L148 158H145L144 161H143L144 158L143 159L140 158V160H141L140 161ZM153 155L154 154H152V156ZM158 155H160V154H158ZM219 155L220 154L218 153V156ZM67 156L70 158V155L69 154ZM149 158H150V156H149ZM211 158H213V156ZM159 159H160V157H159ZM171 159H174V158H171ZM179 160H180V158H179ZM206 160H208V159L206 158ZM139 161L141 162V164H140ZM151 161H152V157H151ZM156 161H158V160H156ZM162 161L164 162V160H162ZM168 161H167V163H168ZM172 161L173 160H171V162ZM128 162H127V164H128ZM148 162H150V160L147 161V163ZM152 162H154V160ZM147 163L145 162V164H147ZM178 163L176 162V168L175 169H177V164ZM163 164H165V163H163ZM130 165H131V163H130ZM151 165H153V164L151 163ZM160 165H158V168L160 167ZM147 166H148V164H147ZM153 166H150L149 165V167H152L151 168L152 169L151 171H153L154 168L156 169V167L153 168ZM143 167L144 166H142V168ZM165 167H166V165H165ZM31 168H35L34 169L35 170L34 173H32L29 176H26V173ZM36 168H40V170L39 169H36ZM217 168L220 169L221 167H215V169L212 172H209V171L208 172L209 173L216 172L217 171ZM136 169L137 168L135 167V170ZM155 169H154V172L152 174L150 173L151 176L154 175V173H157V172H159V175L167 176V175H165L167 172L166 173L163 172V174L162 173L160 174V172L162 171V169H161V171H157L156 170L157 172H155ZM129 170L130 171H133L132 169L128 168V172H127V170H126V172L128 174L129 173L130 174L126 178H129V177L131 178V176L133 177V175L135 174V176L132 178V180L136 179V177L138 176V174L137 173H134V172H132L133 173L132 174ZM220 170H218L217 173H219V175L222 176V174L220 172L221 171L223 172V170H221V171ZM200 171H202V170H200ZM208 172H206V173H208ZM200 173H199V175H200ZM206 173H205V176H208L209 177V175H206ZM128 174H126V175H128ZM156 175L159 176L158 174H155V176ZM215 175H216V173H215ZM217 175H216V178H217ZM139 176H138L139 179L137 181V183H139V186L141 184L142 185H146V183H150V182H147V177L146 178H143V177L141 178V175H139ZM151 176L148 177V178H151ZM210 177L212 178V175ZM141 179H143V180L141 181ZM169 179L170 178H168V179L166 178V181H168ZM175 180H177V185L174 183ZM207 180H206V184H207ZM212 180L211 181H208V182L210 183V182H212ZM216 180H218V179H216ZM216 180L214 178V180H213L214 181V185H213V187H210V188H214V191H217L219 189V186L217 185V182H216V185L218 186V188H217V190L215 189L216 188L215 187V181ZM108 181H106V182H108ZM144 181H145V183H144ZM155 181L158 183L159 180L157 181V178H155ZM140 182H143V183L140 184ZM4 183H3V185H4ZM137 183H136V186L134 185V188L137 187V185H138ZM189 183H191L192 186ZM187 184H189V185H187ZM197 184H198V181H197ZM123 185H124V183L122 184V186ZM147 185H146V189L149 190V192H150V189H148V186ZM184 185H186L185 188H184ZM154 186H156V188L159 187L156 184ZM10 187H11V190L9 191L8 189ZM127 187L125 189L126 192L129 191L128 190L129 187L128 188ZM130 187H133V186L131 185ZM140 187L143 188V186H140ZM190 187H192L193 189H191ZM80 189H82V188H80ZM136 189H137V191H139L138 194L135 193L136 196L138 195L137 198H140L141 197L140 199H142L143 201H145L144 204L142 202L141 205H140L139 202H137L139 199L138 200H136V199L134 200V198H133V200L135 201V204L137 205L136 207L140 206V209L137 208L140 211L141 210V206L142 207L143 206L145 207V204H149L148 202H150L151 199H149V197L145 196V192L147 193V190L146 189H144L145 190L144 193H141V191L143 192V190L141 188H140L141 191L138 190L139 187L136 188ZM208 189H209V187H208ZM208 189L205 190L206 193H207V195L210 194L212 196V192L213 191L208 190ZM223 189L224 188H222L221 191H224L223 194L226 195V193H225V190H227L226 187H225V190H223ZM246 189L249 190V187L246 188ZM131 190H132V188H131ZM129 192L127 193L128 196H130L129 195ZM133 192H134V190L132 191V194H133ZM234 192H235V190L233 191V193ZM160 193H158V194L160 196H162V194H160ZM127 194H125V195H127ZM143 194H144V197H146L147 199L143 197ZM156 194H155V196H156ZM215 194H217L216 197H218L219 194L217 192H215V193H213V196ZM6 195H8V194H6ZM26 195H30L31 200H28L27 202L25 201L26 203L24 204V201L22 200V198H24ZM68 195H69L68 198H70V200L71 199L73 200V198H72L73 196H70V194H68ZM118 196H120V194ZM136 196H134V197H136ZM149 196L151 198V194H149ZM211 196H209V198ZM0 197L2 198V195ZM216 197H213V198H216ZM123 198L125 199V196H123ZM129 198H128V200H129ZM158 199L161 200L163 198H158ZM231 199H232V197H231ZM118 200H120V203L124 202V200L121 202V198L118 199ZM133 200H131V202H133ZM142 200H140V201H142ZM157 200H155V201H157ZM211 200H213V199H211ZM127 201L125 200V203ZM129 201L127 202L128 204L131 203V202L129 203ZM54 203L56 204L57 202L55 201ZM70 203H71V201H70ZM75 203H76V201H75ZM114 203L117 204V202H114ZM224 203H226V202H224ZM135 204L132 205V203H131L130 205L132 207H134ZM152 204L153 203H151V205ZM179 204L181 205V207H179L180 206ZM159 205H161V203ZM224 205L225 204H223V206ZM227 205L229 206V204H227ZM54 206L53 207L51 206L52 209H55L56 208V207L54 208ZM123 206H125L124 203H122V208H121L122 210H123ZM131 206H129V207L131 208ZM155 206H158V204L155 205ZM185 206H186V204H185ZM235 206L236 205H234V207ZM151 207H154V206H151ZM186 207H188V206H186ZM220 207H221V205L218 206L219 209H220ZM108 208H109V206H108ZM108 208L106 210H111V208L110 209H108ZM115 208H117V207L115 206ZM241 208H243V207H241ZM8 209H11V210L8 211V213H6ZM48 209H44L43 212H48ZM121 209H120L121 213L118 214V215L119 216L121 215L122 217H124V219L123 218L121 219V220H124V221H119V223L116 222L117 225L119 224V226L116 227L118 229L121 228V227H123L122 224L124 225L125 223H127L126 220H129V219H127V216L128 215L132 214L130 216H133L134 217V211L131 210L132 208L129 209L127 207L128 211L131 210V212H133V213H131L129 211L130 214H128L129 212L128 213L126 212L128 214L127 216H126V214L123 213V211L125 212V210L122 211ZM146 209L148 210V206H146V208H142V210H146ZM221 209H222V207H221ZM147 210L145 212H141L140 211L141 213L139 215H141L143 213L147 214ZM73 211H74V209H73ZM118 211H119V209H118ZM139 211H138V213H139ZM150 211H152V210H150ZM159 211H161V210H159ZM162 211H161V213H162ZM115 212L117 213L116 209H115ZM233 212L235 214V211H233ZM237 212H238V210H237ZM113 213L114 212H112L110 214V217L112 216ZM122 213L124 215H122ZM199 213H201V214L198 216ZM250 213H251V211H250ZM250 213H248V215H250ZM169 214H168V216H169ZM144 215H143V217H144ZM244 215H242L243 218H245ZM252 215H254V214H252ZM255 215H256V213H255ZM247 216H246V218H248ZM135 217L138 219L137 216H135ZM143 217L141 216L142 219H143ZM238 217H240V215H237L236 216L237 219H239ZM81 218L82 217H80V219ZM132 218H131V220H132ZM160 218H162V217H160ZM174 218H176V220H174ZM243 218H241V219H243ZM55 219H56V217H55ZM111 219H112V217H111ZM114 219L115 218H113L112 220H114ZM142 219L140 221V216H139V220H137V223H136L137 226H136L135 224H133L135 222L133 220H136V219L133 218V220H132L133 223L131 222V225L133 224V226H131V227L134 228L136 226L135 227V230H133V228L130 227V223L129 222L131 220L128 221L129 225H128V223L126 225H124V227L125 226L126 227L128 226L129 229H132L133 230V235L132 236H135V238L131 236V234H130V233H132V232H130L131 230L128 231L129 229H127V231H126L125 229H122V228L121 229L124 230V232L125 231L127 232L126 236L124 237L125 234L123 235L122 232H121V230H120L121 236H119L118 233H117V235L119 236V238H118V240H115L116 242L113 241L114 243H112V242L111 243H107V242L99 241V240H98L99 242H96L95 241L96 243H93L94 240H92L90 238L91 241H92L91 245H93L94 247L92 249L88 250V251H85L84 249H81V250L80 249H75L74 251H69L67 257H65V261H64L65 264H80V262H82L81 264H117L119 262V260H121V261L123 260V263H125V264L131 263L132 261L128 263V260L126 258H124V257H126L125 255L128 254V252H129V251L127 252L126 250L131 249V243H128L130 241V239H131V242L133 243L134 241H132V239L135 240L136 238L142 237V236L139 237V233L141 231H143L141 227L143 226V229H144V227H146L143 224L144 222H142ZM228 219L229 220H228V224L227 225L225 224L227 221L225 223L223 222L225 225L223 223L221 224V226L223 225V227L225 228L224 231L223 232H220L222 230H220V231L218 230L219 232L217 231L218 232L217 234L214 233V235H212L213 237H210L211 239L208 240L209 242H207L206 249L209 250V251H208V254L206 256L196 257V255H195L194 258H193V255H192L191 258L188 256V258L190 259V261H189L188 259L180 258V253L182 254L181 249L179 248V250H176V247H174L175 248V249H173L174 252H176V254L179 253V259L176 258L175 261H173V264H264V231L262 232V229H260L262 225H260V224L257 223L255 225H253V226H255L253 228H251V225H250V229H252V230L249 229V232L247 231L248 233H246V230H244L245 233H244V231H242L243 232V234H242L241 232H238V230H236L237 228H235V227H234L235 229L233 228V226L235 224L238 226V222H240L241 220L239 219V220L236 221V219H233V218L230 219V217ZM60 220L62 221L61 218H60ZM94 220H96V219H94ZM143 220H145V218ZM249 220L250 221H248V223L251 222V220H253V219L250 218ZM114 221H118V220L115 219ZM212 221H214L213 218H212ZM255 221H256V219H255ZM28 222H30V221H28ZM120 222H121V225H120ZM123 222H125V223H123ZM112 223L116 224L113 221H112ZM154 223L155 224L153 226L156 225L157 228H159V229L162 227L161 222H154ZM213 223L210 226H212ZM244 223L245 222H243V224ZM243 224L241 223L242 226H243ZM27 225H28V223H27ZM55 225H56V228H57L58 223H56V224L53 223V226H55ZM60 225H61L62 228L69 229L71 227H75L76 224H75V222L73 220H71V217H70V219H67L65 221H62L60 223ZM146 225H147V223H146ZM46 228H47V226H46ZM48 229H49V227H48ZM99 229H100V227H99ZM118 229H117V231H119ZM147 229H144V230H147ZM84 230H86V227L84 228ZM136 230L139 231L138 236H137V231ZM233 230L234 231L236 230L238 234L236 235L235 234L236 231L233 232ZM39 231L40 232H36V234L33 237H31L30 243L32 245L33 244H37V241L39 243L40 242H43V241L46 242V239H47L45 237V235L47 234L46 233L47 232L46 229H44L42 227ZM134 231H136L135 234H134ZM201 231H203V232H201ZM24 232L25 231H23V233ZM43 232H45V233L43 234ZM145 233L148 236V234H147L146 231L143 232L144 235H145ZM239 233H241V234H239ZM208 234H207V236H210L212 233H210V235H208ZM117 235H116V237H117ZM140 235H141V233H140ZM101 236H102V234H101ZM104 236H105V234H104ZM144 237L145 236H143L142 238H144ZM85 238L86 237H84V239ZM142 238H141V240H143ZM155 238H156V236H155ZM95 239H98V238H95ZM105 239L106 238H103V240H105ZM120 239H123V240L125 239L126 241H127V239H129L127 241V243H126L128 245L125 246V242L126 241L124 242L123 240H122L123 241L122 244L120 242H118ZM145 239H146V237H145ZM100 240H101V238H100ZM110 240H113V239H110ZM136 240L138 242L137 241H135V242H137V245L139 247L141 246V244L143 242H144L143 245L145 244V241L144 240H143V242L140 241V240H138V239H136ZM87 241L89 242L90 240H87ZM146 242H148V240ZM148 244H150V243L148 242ZM137 245L135 246L136 248L138 247ZM146 245H144V249H143V247L141 248V249H143V252H144V250L145 251L148 250L149 245H148V247H146ZM210 245H213V247H210ZM199 247H201V246H199ZM182 248H184V247H182ZM150 249H151V247H149L148 253L146 252L148 254V256L150 255L149 253L151 252ZM165 249H166L165 251H168L169 248L168 249L165 248ZM172 251H169L170 254H174ZM122 252H124L125 254L122 253ZM40 253L41 252H37V253L33 254V259H31L30 261H27L25 264H40V263H43L41 261L40 257H39V254ZM136 253H138V252H136ZM140 253H142V252H140ZM140 253H138V254H140ZM133 254L135 255V253H133ZM151 254H152V252H151ZM140 255L138 256L139 257V261H141L140 259L143 258L142 259L143 260V264H146L145 262H147L148 264L149 263H151V264L154 263L155 264V261L151 262V261L148 260V261H145L144 262V258L146 260L149 257L148 256L147 257L146 256L140 257ZM143 255H146V254H143ZM44 257H46V255H43V258ZM131 257H132V255H131ZM134 257H136V256H133V258ZM81 259H83V261H80ZM136 263L137 262H134L133 264H136ZM156 264H160V263H156Z\"/></svg>","mask_w":264,"mask_h":264}]
</instances>
